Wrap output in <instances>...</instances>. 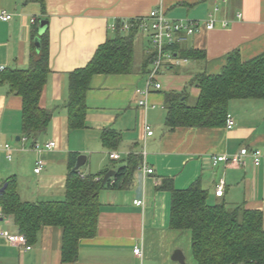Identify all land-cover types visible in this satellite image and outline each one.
I'll list each match as a JSON object with an SVG mask.
<instances>
[{
    "label": "crops",
    "instance_id": "0c3cea01",
    "mask_svg": "<svg viewBox=\"0 0 264 264\" xmlns=\"http://www.w3.org/2000/svg\"><path fill=\"white\" fill-rule=\"evenodd\" d=\"M0 9L13 15L10 22H0V75L28 68L36 52L35 39L44 33L41 23H48L51 73L41 105L53 113L44 133L26 136L23 98L11 93L0 79V200L1 190L11 183L21 202H64L68 178L75 172L79 156L87 158L76 173L98 180L102 177V182L107 173L116 174L126 166L130 157L141 158L124 187L101 191L96 234L80 241L77 260L67 264H199L193 254L192 232L170 225L171 193L159 189L166 179L177 190L199 183L208 192L211 205L258 211L264 226V167H255L250 158L243 166L221 163L214 167L210 159L212 155H234L243 148L264 152V101H232L233 129L225 124L170 131L165 126L168 93H183L194 106L200 96L198 86L191 84L196 76L219 75L235 51L245 62L264 55V0H45V12L38 2L0 0ZM158 9L173 20L203 22L212 15L217 24L214 30L203 28L170 50L180 62L162 67L159 90L148 89L152 66L146 63L151 41L147 33L139 31L131 73L94 76L86 95L84 127L70 129L66 109L70 74L92 61L117 23L146 18ZM190 51H202L205 58H187L184 53ZM141 101L148 107L140 106ZM147 127L152 136L147 135ZM111 130L121 136L115 148L102 142V134ZM50 142L55 147L45 149ZM113 152L119 154V160L110 158ZM38 160L45 163L40 174L35 173ZM143 164L154 173L142 171ZM221 181L224 192L218 197ZM135 200L142 205H135ZM1 232L23 235L0 201ZM62 234L61 228L45 227L25 246L13 245L0 235V264H64ZM28 246L31 250H26ZM136 247L141 256L135 255ZM176 251L182 252L183 262L175 257Z\"/></svg>",
    "mask_w": 264,
    "mask_h": 264
},
{
    "label": "trees",
    "instance_id": "16d2710c",
    "mask_svg": "<svg viewBox=\"0 0 264 264\" xmlns=\"http://www.w3.org/2000/svg\"><path fill=\"white\" fill-rule=\"evenodd\" d=\"M32 1L40 3L45 12V0H28ZM131 23L133 26L128 32L122 30L123 22L117 23L116 29L98 48L92 61L85 68L70 74L66 105L70 129L84 127L86 95L94 76L131 73L135 37L140 31L138 23ZM39 39V48L37 50L34 44L36 52L26 70H7L0 75L1 83L7 84L11 93L23 98V131L28 137L44 133L53 116L51 110L41 105L51 73L48 27ZM184 54L192 59L205 58L202 51ZM154 57L151 52L146 65H152ZM191 84L200 89L194 106L187 103L183 93L167 94L166 128L174 131L182 127L225 126L232 101H264V55L245 62L239 51L232 52L219 75L200 74ZM120 140L121 136L112 130L102 134V142L109 148H115ZM139 165L140 157H130L126 166L120 168L105 187L102 186V177L99 180L95 176L81 177L71 171L66 200L59 203L21 202L9 183L1 194V205L5 213L14 216L19 232L25 235L28 242L36 240L45 227L61 228L62 262L73 263L78 257L80 241L96 234L101 191L124 187ZM159 189L171 193V227L192 232L193 254L199 264H264V226L260 212L242 207L228 209L224 204L211 205L208 203V192L199 183L187 190H177L173 181L166 179Z\"/></svg>",
    "mask_w": 264,
    "mask_h": 264
},
{
    "label": "built area",
    "instance_id": "2783aa9c",
    "mask_svg": "<svg viewBox=\"0 0 264 264\" xmlns=\"http://www.w3.org/2000/svg\"><path fill=\"white\" fill-rule=\"evenodd\" d=\"M13 19V15L0 9V22H10ZM133 22L138 23V28L140 32L147 33L150 36L151 41V52L154 53L155 57L152 63V68L149 74L148 89L154 87L159 90L162 88L161 84L157 81L160 75L161 69L166 63L180 61L175 57V55L170 51L172 47L187 42L192 36H194L201 29L205 28L207 31H212L215 29L217 21L214 16L210 15L209 18L203 22L192 21V20H173L169 19L163 10H152L146 18L134 19ZM35 23V20H32ZM223 27L227 26L226 22L222 23ZM133 23H123L122 30L125 32L130 31ZM115 30V27H112ZM3 70V67L1 68ZM144 93H148L147 90ZM140 106L147 108L148 105L146 101H141ZM235 126L233 117L228 114L226 118L227 129H233ZM147 135L152 136L153 131L147 127ZM55 147L54 142H50L45 145V149L50 150ZM36 149H41V146L36 144ZM5 151H7L8 159L11 160V148L7 145L5 146ZM110 158L113 160H119L120 156L118 153H111ZM252 159L255 167H264V152L260 149L250 150L248 148H243L241 151L234 155H212L210 157L211 163L214 167L223 163L229 167H239L246 163V160ZM45 163L43 160H38L35 167V173L40 174L44 169ZM141 170L147 174H153L154 171L149 169L148 166L143 164ZM224 181H221L217 186L216 195L221 197L224 192ZM142 201L135 200V205H142ZM0 235L8 239V241L16 246L27 245V239L24 235H13L8 232H1ZM26 250H31V247H26ZM135 255L141 256V249L135 248Z\"/></svg>",
    "mask_w": 264,
    "mask_h": 264
},
{
    "label": "water",
    "instance_id": "95a60500",
    "mask_svg": "<svg viewBox=\"0 0 264 264\" xmlns=\"http://www.w3.org/2000/svg\"><path fill=\"white\" fill-rule=\"evenodd\" d=\"M47 27H48V23H47V22H42V23H41V29H42L44 32H45V30L47 29ZM35 42H36V46H37V48H39V45H40V39L37 38ZM86 158H87V157L84 156V155H81V156L78 157V159H77V163H76V165H75V167H74V171H75V172H78L79 169L84 165V163H85V161H86ZM114 175H115V172H114V171H110L109 173H107L106 176H105L104 179H103L102 186H103V187L106 186L107 182H108V181H109ZM6 187H7V185H5L1 191L4 192L5 189H6ZM175 257H176L180 262H183V260H184V257H183V255H182V252H181V251H176V253H175Z\"/></svg>",
    "mask_w": 264,
    "mask_h": 264
},
{
    "label": "rangeland",
    "instance_id": "374dc122",
    "mask_svg": "<svg viewBox=\"0 0 264 264\" xmlns=\"http://www.w3.org/2000/svg\"><path fill=\"white\" fill-rule=\"evenodd\" d=\"M149 35V34H148Z\"/></svg>",
    "mask_w": 264,
    "mask_h": 264
}]
</instances>
